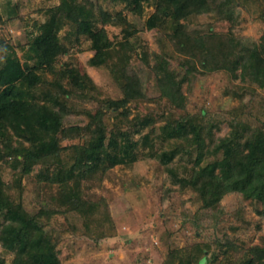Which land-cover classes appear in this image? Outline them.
I'll return each instance as SVG.
<instances>
[{"label": "trees", "instance_id": "trees-1", "mask_svg": "<svg viewBox=\"0 0 264 264\" xmlns=\"http://www.w3.org/2000/svg\"><path fill=\"white\" fill-rule=\"evenodd\" d=\"M107 1L112 4L125 2L135 14L142 13L145 3H152L154 12L145 20V27L167 29L171 41L184 55L185 71L181 74L172 68L166 53L153 52L154 63L151 64V53L145 51L142 60L154 73L158 98L164 99V105L157 109L147 107L144 103L158 99L146 94L140 73L130 63L138 45L137 40L131 41L138 32L137 26L121 12L114 18L93 0H62L52 8L47 21L37 26L38 32L31 34L28 60L15 64L11 58L5 59L0 65V160L14 159L19 169L11 185L4 180L0 163V244L6 252H13L10 264H55L57 256L51 236L42 227V220L50 219L56 211L44 204L37 211H29L21 199L17 201L12 197L11 187H17L21 196L22 180L30 176L35 165L49 167L62 158L64 172L58 181V193L63 198L64 210L73 212L91 205L99 210L102 202L84 198L81 182L94 172H105L117 164L136 160L133 153L136 142L131 140L126 125L153 126L158 118L172 124L175 141L167 150L155 153L154 142L148 135L142 142L149 147L148 156L160 158L166 166L172 183L196 194L200 210L216 209L222 198L231 192H239L264 207V128L253 127L240 116L241 113L231 110L229 134L216 139L214 128L220 126L221 120L206 109L190 113L183 91L185 82L191 83L198 75L219 70H226L234 78L264 89V33L257 41L238 37L232 29L225 34L215 30L207 33L186 31L181 22L193 14L207 12L216 16L232 14L233 22L237 23V0ZM99 22L122 25V39L115 42L105 27L96 29ZM66 28L64 38L69 43L74 44L83 36L90 40L95 52L89 64L105 69L120 89L118 97L99 100L100 107L83 127L87 135L84 143L70 146H62L61 141L78 134L81 128L65 126L63 119L69 108L63 99L77 91L87 94V90L96 85L69 61L63 63L54 76L48 77L46 71L59 57L69 53L70 47L61 37ZM132 105L137 109L143 105L147 111L130 117ZM114 116L116 119L110 126L106 120ZM194 147L197 149L194 165L188 176L180 175L171 163L177 155L191 153ZM220 152L221 159L202 164L205 157ZM46 181L53 183L51 179ZM102 214L107 213L102 210ZM221 244L226 246V243ZM207 248V244L196 245L193 250L175 252L177 264H194L195 261L211 264L208 257L203 259L197 255ZM250 252L247 264H264V244L251 247ZM210 258L217 259L214 251ZM5 262V258L0 257V264Z\"/></svg>", "mask_w": 264, "mask_h": 264}, {"label": "rangeland", "instance_id": "rangeland-1", "mask_svg": "<svg viewBox=\"0 0 264 264\" xmlns=\"http://www.w3.org/2000/svg\"><path fill=\"white\" fill-rule=\"evenodd\" d=\"M93 1L111 12L114 18L121 12L137 26L138 32L131 41L137 40L138 45L132 52L130 63L140 73L146 94L158 99V102L151 100L144 104L151 109L163 106L164 99L158 98L156 79L143 62V53H151V64L154 63L153 52L166 53L172 68L181 74L186 67L182 65L184 55L171 41L167 29L145 27V20L154 12L153 4L145 3L142 13L135 14L125 2ZM61 3L62 0H0V65L8 57L15 64L28 60L31 34L38 32L37 26L44 24L52 8ZM236 9L239 13L237 23L233 22L232 14L216 16L207 12L193 14L181 22L186 31L207 33L215 30L225 34L232 29L238 37L259 41L264 33V0H237ZM100 27L106 28L113 41L122 39V25L99 22L95 28ZM66 30L61 32V37L70 47L69 53L59 57L46 71L48 77L54 76L63 63L69 61L83 77L92 79L96 87L88 89L87 94L77 91V94L64 97L63 101L69 108L63 119L65 126L81 129L78 134L63 138L62 146L84 143L87 135L83 127L100 107L99 100L120 95V89L108 72L89 64L95 52L91 49L90 40L83 36L71 44L64 38ZM183 91L190 113L206 109L211 116L221 120L220 126L214 128L216 139L229 134L231 110L241 113L240 116L253 127L264 128V89L241 78L236 79L226 70L198 75L191 83L183 84ZM131 107L130 117L139 111H147L143 105L139 109ZM115 119L116 116L106 121L112 126ZM172 128V124L163 118H158L153 126H125L131 140L136 142L133 152L136 160L117 164L105 172L99 170L81 182L84 198L102 202L99 210L95 205L73 212L64 210L63 198L58 193V181L64 172L62 158L49 167L35 165L30 176L22 180L24 189L21 196L17 187H11L12 197L17 201L21 199L29 211L39 210L42 204L56 211L50 219L42 220L44 232L51 236L55 248V264H177L175 252H187L195 249L196 245L205 244L208 245L207 251L197 252V255L203 259L208 257L211 264H247L250 248L264 244L262 203L246 199L239 192H231L222 198L216 209L200 210L196 194L172 183L166 166L160 158L148 156L149 147L142 142L148 135L154 142L155 153L167 150L175 141ZM118 134L121 137L122 130ZM191 151L177 155L171 163L180 175L188 176L194 165L196 147ZM222 157V152L208 155L202 164ZM0 163L4 180L12 185L19 170L16 161L0 160ZM46 179L53 183L48 184ZM102 210L107 213L105 216ZM221 243H226V246ZM213 251L217 255L214 261L210 258ZM0 257L5 258V264H10L13 252H6L0 244Z\"/></svg>", "mask_w": 264, "mask_h": 264}]
</instances>
